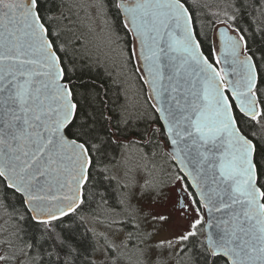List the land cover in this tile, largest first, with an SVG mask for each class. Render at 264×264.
Returning a JSON list of instances; mask_svg holds the SVG:
<instances>
[{"label": "snow or ice", "instance_id": "6c2138e0", "mask_svg": "<svg viewBox=\"0 0 264 264\" xmlns=\"http://www.w3.org/2000/svg\"><path fill=\"white\" fill-rule=\"evenodd\" d=\"M0 264H264V0H0Z\"/></svg>", "mask_w": 264, "mask_h": 264}, {"label": "trees", "instance_id": "16d2710c", "mask_svg": "<svg viewBox=\"0 0 264 264\" xmlns=\"http://www.w3.org/2000/svg\"><path fill=\"white\" fill-rule=\"evenodd\" d=\"M208 3H214L215 0H207Z\"/></svg>", "mask_w": 264, "mask_h": 264}]
</instances>
